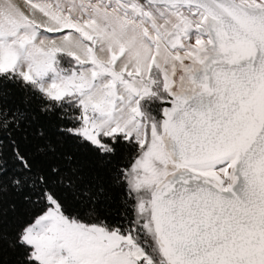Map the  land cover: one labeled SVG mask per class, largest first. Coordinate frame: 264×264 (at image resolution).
Wrapping results in <instances>:
<instances>
[{
  "label": "snow or ice",
  "instance_id": "snow-or-ice-1",
  "mask_svg": "<svg viewBox=\"0 0 264 264\" xmlns=\"http://www.w3.org/2000/svg\"><path fill=\"white\" fill-rule=\"evenodd\" d=\"M0 264H264V0H0Z\"/></svg>",
  "mask_w": 264,
  "mask_h": 264
}]
</instances>
